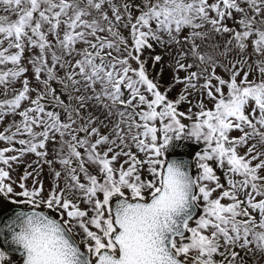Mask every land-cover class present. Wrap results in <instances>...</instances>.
Listing matches in <instances>:
<instances>
[{
    "label": "snow or ice",
    "instance_id": "obj_1",
    "mask_svg": "<svg viewBox=\"0 0 264 264\" xmlns=\"http://www.w3.org/2000/svg\"><path fill=\"white\" fill-rule=\"evenodd\" d=\"M0 96L22 264H264V0H0Z\"/></svg>",
    "mask_w": 264,
    "mask_h": 264
},
{
    "label": "water",
    "instance_id": "obj_2",
    "mask_svg": "<svg viewBox=\"0 0 264 264\" xmlns=\"http://www.w3.org/2000/svg\"><path fill=\"white\" fill-rule=\"evenodd\" d=\"M19 207L21 206L14 205L9 200H0V224L12 217ZM0 250H4L9 254V258L13 264H22L19 252L14 251V246L6 243L3 239H0Z\"/></svg>",
    "mask_w": 264,
    "mask_h": 264
},
{
    "label": "rangeland",
    "instance_id": "obj_3",
    "mask_svg": "<svg viewBox=\"0 0 264 264\" xmlns=\"http://www.w3.org/2000/svg\"><path fill=\"white\" fill-rule=\"evenodd\" d=\"M125 35H127V32H125ZM157 51H159V49H157ZM165 64H167V57L165 58ZM156 71H159V66H157V69H156ZM154 75H155V73H153ZM181 75H183V74H181ZM164 80L165 81H170L171 80V73L169 72V70L167 69V67H165V75H164ZM179 89L177 88V91H178ZM171 95H175V93H172ZM3 97L2 96H0V99H2ZM209 107H211V105H209ZM186 109V106H184V107H182V109L181 110H185ZM10 117L8 118V119H6L2 124H0V131H3V129H4V127H6L7 126V124L9 123V121H10ZM102 131H107V129H102ZM233 135H238V133H233ZM6 146V144L5 143H3V142H0V148H3V147H5ZM17 147H18V145H17ZM27 159L28 160H32V159H34V157H32V156H28L27 157ZM22 172H23V168L21 167L20 169H18V171L16 172V173H13V176H14V178L15 177H17V176H19L20 174H22ZM44 179H45V186L47 187V184H48V176H47V169L45 170V176H44ZM18 190V189H17Z\"/></svg>",
    "mask_w": 264,
    "mask_h": 264
}]
</instances>
